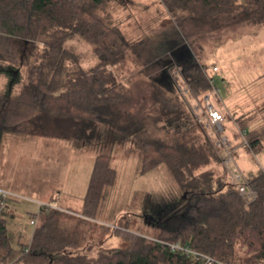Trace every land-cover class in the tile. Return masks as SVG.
Wrapping results in <instances>:
<instances>
[{"label":"rangeland","instance_id":"374dc122","mask_svg":"<svg viewBox=\"0 0 264 264\" xmlns=\"http://www.w3.org/2000/svg\"><path fill=\"white\" fill-rule=\"evenodd\" d=\"M106 2L99 15L120 28L130 45L127 60L115 73L119 82L131 88L132 97L116 105L105 123L52 115L43 117L28 133L4 136L0 194L7 214L0 215V220H6L9 232L20 242L30 243L35 225L46 224L54 210L61 212L58 228L70 240L76 236L83 242L96 240L106 226L112 234L114 225L154 235L156 220L172 214L173 206L153 215L146 211L150 203L156 208L165 201L184 207L195 194L164 169L142 173V141L162 139L174 144L227 137L231 162L228 146H223L220 163L197 171H212L216 186L232 181L234 171L247 179L249 172L264 168V147L252 151L239 146L234 136L236 121L230 118L246 117L252 126L264 127V0H238L241 6L235 11L186 20L171 14L161 0ZM17 46V65L0 61L4 101L25 87L26 70L42 49L40 43L25 40ZM74 49L85 66L95 62L91 45L85 41L75 42ZM192 64L203 66L215 79L214 88L204 96H194L185 77V69ZM162 89L178 93L185 105L167 111L154 98ZM211 107L224 115V132L219 133L220 128L211 123ZM104 152L112 154L117 178L95 218L84 217V198L96 157ZM35 216L38 219H32ZM110 234L92 250H68L97 256L122 245L119 237ZM35 259L31 256L11 264H31Z\"/></svg>","mask_w":264,"mask_h":264},{"label":"trees","instance_id":"16d2710c","mask_svg":"<svg viewBox=\"0 0 264 264\" xmlns=\"http://www.w3.org/2000/svg\"><path fill=\"white\" fill-rule=\"evenodd\" d=\"M161 1L182 20L211 18L241 6L238 0ZM106 7V0H0V61L19 63V40L42 45L26 70L25 87L7 101L0 95V147L7 133H28L46 116L105 123L116 105L131 99V88L119 82L115 73L127 60L130 45L120 28L99 15ZM78 40L91 45L95 62L89 67L74 49ZM185 74L196 97L214 88L215 79L203 66L189 65ZM179 97L167 89L154 94L155 102L167 111L185 105ZM230 118L236 121L234 136L239 146L252 151L264 147L263 126H252L254 123L246 117ZM217 142L205 137L174 144L162 139L139 143L142 173L164 169L182 186L192 187L195 194L184 207L165 201L156 208L150 203L146 211L153 215L173 206L172 214L156 220L158 231L154 235L114 225L112 234L123 241L122 245L91 256L74 254L68 248L92 250L97 243L103 245L111 231L109 226L96 240L83 242L78 236L70 240L58 228L61 212L54 210L46 224L35 225L31 242L26 243L16 239L2 219L0 264L31 256L37 258L31 264L193 263L191 256L173 251L160 241L190 246L228 264L264 262V168L247 175L246 185L256 193L253 197L242 194L230 179L216 186L212 171H197L222 161L224 147ZM112 158L110 152L96 157L84 198V217L95 218L107 190L115 184L117 171L111 166ZM3 199L0 194V215L7 214Z\"/></svg>","mask_w":264,"mask_h":264},{"label":"built area","instance_id":"2783aa9c","mask_svg":"<svg viewBox=\"0 0 264 264\" xmlns=\"http://www.w3.org/2000/svg\"><path fill=\"white\" fill-rule=\"evenodd\" d=\"M214 70H217V68H214ZM209 118L211 120V123L214 124L216 127H219V133L224 132L225 129L223 128V122L225 121L224 115L217 109L211 107L209 109ZM242 135L245 138L246 131H242ZM218 145L221 146H228V151H229V157H228V162H231V157L232 153L230 151L231 145L228 141L227 137H222L221 140H219ZM245 177L242 176V174L237 173L234 171V174L232 176V180L234 183H237L239 190L242 194L247 195L249 197H253L256 195L254 190H249L248 186L246 185V179ZM243 179V183L241 182ZM34 222V221H32ZM163 244L168 245L173 251H178L183 254H186L188 256H191L193 258V263L192 264H228L219 260L214 259L210 255L201 253L197 250L192 249L190 246H184L179 243H169L166 241H160Z\"/></svg>","mask_w":264,"mask_h":264},{"label":"crops","instance_id":"0c3cea01","mask_svg":"<svg viewBox=\"0 0 264 264\" xmlns=\"http://www.w3.org/2000/svg\"><path fill=\"white\" fill-rule=\"evenodd\" d=\"M185 20H186V19H185ZM218 107H219V106H218ZM233 116H234V115H233ZM253 172H257V171H254V170H253Z\"/></svg>","mask_w":264,"mask_h":264}]
</instances>
